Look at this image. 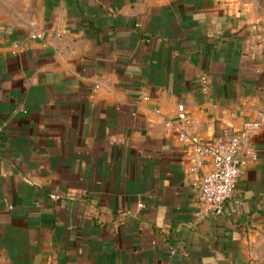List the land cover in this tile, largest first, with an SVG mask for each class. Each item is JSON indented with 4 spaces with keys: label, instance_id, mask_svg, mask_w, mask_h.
<instances>
[{
    "label": "crops",
    "instance_id": "0c3cea01",
    "mask_svg": "<svg viewBox=\"0 0 264 264\" xmlns=\"http://www.w3.org/2000/svg\"><path fill=\"white\" fill-rule=\"evenodd\" d=\"M258 121L264 0H0V264H264V127L219 216L178 140Z\"/></svg>",
    "mask_w": 264,
    "mask_h": 264
},
{
    "label": "built area",
    "instance_id": "2783aa9c",
    "mask_svg": "<svg viewBox=\"0 0 264 264\" xmlns=\"http://www.w3.org/2000/svg\"><path fill=\"white\" fill-rule=\"evenodd\" d=\"M31 38L42 40L43 34H33ZM201 83L205 89V81L202 80ZM263 127L264 123L261 121L247 122L239 133L226 140L208 141L188 128L180 134L178 140L187 146L189 157L196 167L203 166L207 159L212 161V171L199 181L198 201L204 216H219L225 212L241 178V169L246 164L239 157L242 143ZM139 208L144 209V205L139 204ZM171 253L174 254L175 250Z\"/></svg>",
    "mask_w": 264,
    "mask_h": 264
}]
</instances>
